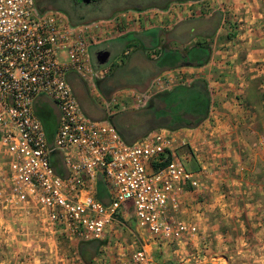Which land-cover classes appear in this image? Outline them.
<instances>
[{"label":"built area","instance_id":"2783aa9c","mask_svg":"<svg viewBox=\"0 0 264 264\" xmlns=\"http://www.w3.org/2000/svg\"><path fill=\"white\" fill-rule=\"evenodd\" d=\"M197 2L172 3L166 10H127L72 26L59 11L38 10L34 0H0V227L1 221L17 225L32 219L41 233L69 242L101 240L123 207L130 205L138 227L156 240L172 242L195 234L191 224L168 212L179 209L184 190L200 189L227 164L219 137L212 131L207 134L206 146L215 150L209 156L165 129L126 144L108 121L93 120L83 112L67 77L74 74L96 90L95 80L106 77L110 68L94 67L92 47L124 36L133 25L167 22L171 29L185 20L182 7ZM220 10V27H225L230 11ZM160 13L167 19L163 21ZM233 19L238 27L235 41L242 21L236 14ZM131 51L127 48L122 55ZM148 55L157 59V50ZM179 70L157 75L144 92L124 89L108 101L101 96L97 100L106 115L140 109L153 94L184 85ZM126 90L129 94L122 96ZM47 102L56 111L51 145L35 112L38 103ZM187 146L189 157L179 156L177 150ZM53 151L61 157L64 177L50 164ZM189 158L197 169L186 167ZM98 178L105 184L108 203L96 197ZM124 264L164 263L138 249Z\"/></svg>","mask_w":264,"mask_h":264},{"label":"crops","instance_id":"0c3cea01","mask_svg":"<svg viewBox=\"0 0 264 264\" xmlns=\"http://www.w3.org/2000/svg\"><path fill=\"white\" fill-rule=\"evenodd\" d=\"M225 5L241 17L240 37L233 41V46L227 44L229 48L212 52L208 64L194 70L203 71L209 87V71L220 74L212 81L220 94L211 98L210 109L213 110L211 118H219L218 137L221 152L228 157L227 164L217 168L213 177L204 180L200 189L184 190L179 196V209L168 212L173 219L191 224L195 234L172 242L156 240L138 227L131 206L125 205L117 220L106 228L105 235L113 227H119L126 236L113 242L112 246L111 242H106L91 264H124L130 259L133 247L148 251L157 262L164 264H231L236 260H242L241 264H264V218L261 221L264 210L257 201V195L264 191V154L263 158L257 160L255 157L249 162L245 156L251 148L244 136L257 132L251 128L237 131V124L242 128L249 119L253 121L252 126L260 119V112L263 110L264 113L263 95L259 94L258 98L261 99L260 111L258 101L255 102L249 92V88L256 85L258 93L264 91V0H226ZM143 31L133 28L128 33ZM172 47L179 48L178 45ZM235 90L242 95L236 96ZM240 100L250 104L249 111L237 106ZM209 122L207 119L197 128L172 133L178 140H186L191 147L203 149L209 156L215 152L206 146ZM188 148L180 147L178 155H188ZM186 167L195 170L198 166L189 158ZM229 169L231 174L227 172ZM100 179L97 183L104 188L102 200L108 203L107 190ZM249 195L255 198L252 203L244 201ZM130 217L136 223L134 229L128 224ZM8 228L13 234L0 241V264H84L78 255L79 242L67 240L71 253L66 255L58 241L59 235L47 233L42 238L34 237L36 226L32 219L17 225L10 223Z\"/></svg>","mask_w":264,"mask_h":264},{"label":"trees","instance_id":"16d2710c","mask_svg":"<svg viewBox=\"0 0 264 264\" xmlns=\"http://www.w3.org/2000/svg\"><path fill=\"white\" fill-rule=\"evenodd\" d=\"M34 1L40 11L47 10L41 6L59 2V0ZM76 1L83 5V8L89 7L82 4L80 0ZM189 1L199 0H113L116 4L110 5L105 11L110 14L95 18L93 21L109 19L117 12L127 10L142 11L148 8L166 10L172 3ZM66 15L72 26L86 24L81 21L82 18L73 20L69 14ZM221 16L222 13L219 11L207 18L183 20L169 32L154 28L139 34L127 33L112 42L115 44L112 49L115 56L122 54L130 47L132 51L124 56L120 65L112 64L106 77L95 80L96 89L108 101L114 92L121 89L134 88L137 91H144L153 78L165 71L183 67L197 69L205 66L211 58L210 42L220 25ZM173 44L183 47L182 49L174 48ZM154 49L157 50V59H152L148 55L149 51ZM94 67L101 66L95 64ZM210 105L211 98L206 80L195 78L189 84H179L170 90L153 94L146 105L140 109L121 111L112 115H106L103 111L105 116L103 115L102 119L109 122L126 144H132L159 129L173 132L197 128L208 118ZM42 106L44 107L37 108L36 105L35 112L43 124L48 144L51 145L56 117L51 107L47 104ZM50 164L57 175L65 176L66 171L58 153L54 151L51 153ZM103 193V185L98 182L96 197L101 202H103ZM104 245L105 242L101 240L81 241L78 244V255L84 264H91L93 259L99 255V249Z\"/></svg>","mask_w":264,"mask_h":264},{"label":"rangeland","instance_id":"374dc122","mask_svg":"<svg viewBox=\"0 0 264 264\" xmlns=\"http://www.w3.org/2000/svg\"><path fill=\"white\" fill-rule=\"evenodd\" d=\"M105 1L106 0H98L97 4H93L87 8H83L82 7L83 5L77 3L76 0H59V2H57V1H56V3L52 2L51 4H48L47 6H41V7L46 8L47 10L48 9L49 10L50 9L51 10L57 9V10H59V12L63 13L66 17H67L66 14H69L73 18V20H76L78 18H82L81 21L83 23L87 24V23H90L93 20H95V18L97 19L101 16L110 14V12L105 13L106 9L108 10V7L110 5H115L116 3H114L113 0L111 1V2H113V4L111 2H109L108 0L106 2ZM225 2H226V0H199L195 4L183 6L182 9L184 8L183 10L187 11V12L182 13V17H184L185 20H188V19L189 20H193V19L196 20V19H201V18H207V17H209L208 15L210 13L213 14L215 12H218L217 10H220V9H222V10L227 9L228 10L229 6L227 5L228 7H225L226 6ZM229 2H230V0H229ZM117 9L118 8H116V10ZM96 10H99V11L96 12ZM189 11H191V12L189 13ZM229 11H230V14H228L229 24L226 25L225 27H222V26L220 27V25H219V27L215 33L214 38L210 42L212 52H216L217 50L229 48L230 46H233L231 44H233V41H234V32H236L238 27L235 23H233V20H234L233 19V16H234L233 11L232 10H229ZM121 12H123V11H121ZM119 13L120 12H117L115 15H117ZM155 14L156 13H152L153 16H155ZM131 15H133V14H131ZM159 15L161 16L163 21L167 19V17H165L167 15H164L162 13H160ZM178 21H179V19H178ZM162 24L163 23L154 22V23H151L150 25L147 24L146 26L133 25V26H130L129 29L134 28V29H138L139 31H142V30H148L151 28H157V29H161L165 32H169L175 26L172 24L171 29H170L167 25V22H166V25H164V26ZM190 44H188V46ZM227 44H230V46H228ZM226 45H227V47H225ZM114 46H115L114 43H102L99 46H97L95 49H92L90 51L92 64L93 65L96 64L95 55L98 51L107 50L110 52V58H109V61L106 65H108L109 67L112 64L113 65H120L122 63L121 61L123 60L124 56L122 54L115 56L113 49H112ZM172 46H174V45H172ZM178 47L180 49H182L181 46L178 45ZM180 72H181V75H179V76H181L183 78L182 82H184L185 84H189L195 78H202L205 80V78H204L205 75L203 74V71L199 72V71L194 70V68L193 69L183 68V69H181ZM209 75H211L210 76V78H211L210 83L211 84H210V87L208 86V92L211 93V95H212L211 98H212V97H216V96H218V94H220V89L218 87H215L212 84L213 78L218 77L220 74L218 73V71H216V72L209 71ZM67 79H68L69 83L71 84L73 91L77 97V100L80 102L82 110L86 113V115L93 120H104V119H102V116L104 115L103 109L99 104L100 101L97 100L98 96H101L104 99L102 94L97 89L93 90V88L90 87L88 84L87 85L84 84L74 74H69ZM207 85H208V82H207ZM125 89L130 90V89H134V88H125ZM121 90H124V89H121ZM128 90L121 93V95L122 96L128 95L129 94ZM258 91H259L258 85L249 88V92L252 94V97H255V98H253V100L255 102L258 101V106H259V109L261 111L262 107H260L261 105H259V103H260L259 101H261V99H258V98L261 94L263 95L262 97H264V93H258ZM116 92H114L113 94H115ZM139 92H144V91H139ZM235 93H237V90H235ZM113 94H112V96H113ZM243 94L246 96V92L245 93L243 92ZM239 95L241 96L242 94H238V93L236 94V96H239ZM244 98L246 100V97H244ZM43 104H47V106H49L53 109L52 105L49 102L38 103L37 108L44 107V106H42ZM240 105L242 106L241 108H243L244 111L250 110V107H249L250 104H248V102L246 103L244 100L243 101L240 100V102L237 103V106H240ZM263 108H264V106H263ZM52 111L56 117V111L54 109ZM212 112H213V110H211V111L209 110V114H208L207 119H210V122H209V126L207 128L206 127L205 128H206V130H208V133H209V131L210 132L212 131L213 134L218 136L217 128H219L220 122H219V118L218 119H212L211 118ZM261 113L263 116L260 115V119H258L256 121V123H254V125H252V126L250 125V123L253 121H250L249 119L246 120L245 125H242V126H244L242 128L240 127V124H237V131H243L245 129H247L249 131L251 128L253 131L257 132L254 134L248 133L247 135L244 136L246 141L250 145V148H251V152H247V154L250 153V155L248 156L246 154V156H245V158L249 162H250V160H253L255 157L257 158V160H258V158H263L261 156H263V154H264V113H263V110L260 112V114ZM212 120H213V122H212ZM213 129H215V130L213 131ZM219 142H220V139H219ZM260 142H261V144H260ZM244 153L245 152H243V153L240 152V154H243V155H244ZM223 155H225L224 152H223ZM226 160H228V157ZM1 163H2V161H1ZM229 164H230V162H229ZM230 171L231 170L229 169V171H227V172L229 174H231ZM262 184L264 185V183H262ZM230 189H233V187H231ZM252 193H253V191H252ZM246 200L248 203H250V202L252 203L255 200V198H251V195H249V196H247V199H244V201H246ZM257 201H258V205H261L262 210H264V191L262 192V194L257 195ZM263 218H264V215L261 218V221ZM6 223H4V221H1L2 225L0 227V241L2 239H6L8 236L13 234V232H11V230L8 228L11 222L10 223L8 222L9 224L8 223L6 224ZM128 224L133 229L136 227V223H135L133 217L128 221ZM30 232H28V233H30ZM34 233H35L34 237H36V238H42V236H44V234L41 233L38 229H36V231ZM124 236H126L125 233L119 227H113L112 231H109L107 235H104L102 240L105 242V245H106V242H111L110 246H112L113 242L120 241V238H123ZM58 241L61 243V245L63 247L62 251L66 255H69L71 253V251H70L69 247L67 246V240L61 236H58ZM133 249H134V251L138 250V249H136V247H133ZM242 262H243L242 260H236L234 262H231V264H241ZM31 264H33V263H31Z\"/></svg>","mask_w":264,"mask_h":264},{"label":"water","instance_id":"95a60500","mask_svg":"<svg viewBox=\"0 0 264 264\" xmlns=\"http://www.w3.org/2000/svg\"><path fill=\"white\" fill-rule=\"evenodd\" d=\"M85 4H88L90 0H81ZM110 58V52L107 50H100L95 55V62L98 66H105Z\"/></svg>","mask_w":264,"mask_h":264},{"label":"flooded vegetation","instance_id":"af4514ba","mask_svg":"<svg viewBox=\"0 0 264 264\" xmlns=\"http://www.w3.org/2000/svg\"><path fill=\"white\" fill-rule=\"evenodd\" d=\"M42 1L46 2L47 0H40V2H42ZM81 2H82V4H85L83 1H81ZM97 2H98V0H90V2L88 4H85V5L86 6H91L93 4H97Z\"/></svg>","mask_w":264,"mask_h":264}]
</instances>
